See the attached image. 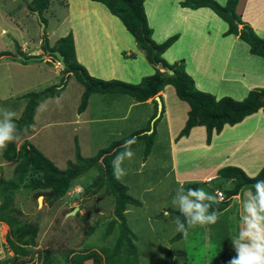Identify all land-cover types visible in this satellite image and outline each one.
Listing matches in <instances>:
<instances>
[{
  "label": "crops",
  "instance_id": "crops-1",
  "mask_svg": "<svg viewBox=\"0 0 264 264\" xmlns=\"http://www.w3.org/2000/svg\"><path fill=\"white\" fill-rule=\"evenodd\" d=\"M180 1L182 0L143 1L146 22L151 28V39L160 43L167 37L176 35L175 40L161 53V57L167 63L182 60L184 70L192 78L194 86L215 98L229 96L240 100L252 88L264 89L263 59L249 53L248 45L236 35H224L226 23L210 8L182 7L179 5ZM215 1L220 5L225 2ZM29 2L30 0L28 4ZM50 2L51 0L47 7ZM56 3L63 7L64 13L61 18H56L51 31L57 29L59 32L53 35L54 41L50 44L53 45L57 38L70 32L74 57L90 76L137 83L141 77L153 73L154 66L145 58L143 51L136 47L131 34L103 4L91 0H57ZM3 9L0 10V15L8 23L13 17L8 16L7 10ZM235 12L241 22L248 25L257 36L264 37V0H237ZM2 31L3 34L6 33V28L0 27V33ZM37 40L36 43L40 44ZM67 98L68 92L64 86L57 96L40 101L34 108L32 123L27 128H22L15 146L27 141L36 147L35 134L42 130L45 132L43 143H61L62 126L65 125L63 122H68L62 116L63 104ZM152 100L156 104L153 117ZM161 107V116L153 123ZM76 108L68 139L76 142L81 149L85 147L89 151V147H92L90 151H93L89 154L91 152H82L80 149L81 156L93 155L97 149L105 147L112 140L120 139L124 129H127L126 134L132 130H150L153 127L154 138L150 150L144 159L141 158L139 168L134 171L145 177L158 178L155 171L161 169L163 174L160 177L169 176L172 186L176 188L185 182L195 181L198 183L197 188L217 186L213 191L222 193L231 188L233 182L218 176L217 169L233 166L253 177L264 163V113L261 109L232 125L223 124L217 134L211 135L210 143L206 144L202 125L192 126L186 136L175 139L184 124L188 105L175 96L170 84L164 85L156 95L143 102H136L127 94L91 93L85 108L79 113ZM161 141L166 150L154 154L152 149L158 148ZM161 155L166 156V160L160 159ZM147 157L155 161L150 163L146 160ZM47 158L57 165L52 156ZM62 163L59 162L57 167L62 168ZM126 168L130 170L129 164ZM248 190L249 188L242 187L228 199L227 206L218 211L219 218L222 217L227 226L233 229L235 227L232 238L238 233L241 200L243 193ZM0 224L6 226L2 222ZM211 225L213 224L200 228L206 233ZM223 246L233 248L232 240H225L219 247Z\"/></svg>",
  "mask_w": 264,
  "mask_h": 264
},
{
  "label": "trees",
  "instance_id": "trees-1",
  "mask_svg": "<svg viewBox=\"0 0 264 264\" xmlns=\"http://www.w3.org/2000/svg\"><path fill=\"white\" fill-rule=\"evenodd\" d=\"M103 4L108 12L117 17L125 29L131 34L135 45L142 50L145 58L154 66L153 73L141 77L137 83H126L114 79L103 80L90 76L85 68L79 64L74 57L73 41L70 32L57 38L54 45L49 46L44 31L40 34L39 48L43 53L51 54L52 51L59 52L64 62L61 68L60 80L56 84L48 85L39 90H32L23 93L20 97L24 99V105L15 120L17 125V135L21 134L22 128H27L32 123V115L36 105L47 97L57 96L63 89L64 81L70 74L82 85V91L77 105V113L81 112L91 93H119L127 94L136 102H143L156 95L164 85L170 84L175 96L185 101L188 105L186 118L183 126L178 131L175 139L186 136L192 126L202 125L205 129V143H210L211 135L217 134L223 124L232 125L240 121L244 116L256 112L258 109L264 113V89L252 88L246 95L235 100L229 96L215 98L212 94L198 90L192 78L185 72L182 60L167 63L161 53L175 40L176 35L167 37L160 43L154 42L151 35V28L147 25L143 10L144 0H91ZM237 0H225L223 5L215 0H182L179 5L195 9L198 7L210 8L220 19L226 23L224 35L233 34L248 45V52L260 56L264 61V37L257 36L252 29L241 22L240 17L235 12ZM49 0H31L27 4L29 12H36L38 22L46 27V20L42 16ZM238 24H241L238 27ZM153 56L151 57V53ZM0 56L13 60L12 54L7 50L0 51ZM35 56H27V59H34ZM20 62L25 63L24 60ZM166 70H172V74H167ZM153 101V100H152ZM155 115V102L153 101ZM158 120L162 113L160 108ZM144 131H150L144 133ZM154 138V128L138 129L130 134L111 141L106 147L98 149L90 157L81 156L78 148L74 146L73 160H67L64 168H58L40 150L27 141H22L18 147L15 142L8 144L7 150L0 153V159L5 162H14L11 170V177L3 179L0 177V222L6 224L8 231L16 233L15 240L7 234L5 241L14 255H25L26 246L34 245V238L37 231L35 223H23L15 225V215L18 210L12 206L14 190L22 187L37 190L39 195L45 196L47 203L51 204L55 199L63 196L68 190L71 182L90 168H96L94 178L81 188L80 194L91 196L103 186L105 192L113 197L112 214L114 216L108 223L106 232L109 233L110 227L116 225V236L112 246H100L97 249H83L80 251H64L68 257L65 264H139L137 249L133 243L134 235L128 228L124 209L127 204L139 206L138 199L132 197L127 192V187L116 180L113 176L111 160L119 153L124 151L123 145L126 141H144L143 158L148 154ZM132 143L131 146L134 144ZM217 175L222 178L231 179V188L223 190V199L213 209L223 210L228 199L238 193L242 187L252 189L255 183L251 177H247L239 168L226 166L217 169ZM258 173V175H257ZM254 176L256 179H264V163ZM198 183L188 181L183 183L185 189L197 188ZM212 209H210L211 211ZM171 215L167 216L174 221L179 215L174 209H167ZM183 219V217H181ZM182 235L175 232L168 240L169 242L178 240ZM44 259L42 264H49L48 252L43 251ZM89 260V262H87ZM1 264V263H0ZM11 264H23L11 263ZM154 264H177L169 250L163 257ZM189 264V263H183ZM202 264H227L224 251H219L207 262Z\"/></svg>",
  "mask_w": 264,
  "mask_h": 264
},
{
  "label": "rangeland",
  "instance_id": "rangeland-1",
  "mask_svg": "<svg viewBox=\"0 0 264 264\" xmlns=\"http://www.w3.org/2000/svg\"><path fill=\"white\" fill-rule=\"evenodd\" d=\"M28 1L0 0V10L2 8L7 10L8 16L13 17L9 19L8 23L15 27L14 29L13 26H10L5 17L0 15V27L6 28V33L3 34V31L0 33V50L11 51L10 53L13 56V60L3 56L0 57V109L15 111L17 116L24 102V99L20 96L27 91L39 90L58 83L62 68L56 59L39 49L36 40L38 38L37 41H40L41 31L36 15L27 9ZM56 2L57 0H51L49 6L42 13L46 20V27L43 31L48 39V45L53 43V35L59 32L57 29L51 31L57 21L56 18H61L64 13L63 7ZM14 10L15 12H13ZM27 56H35V58L27 59ZM20 57L25 58V63L20 62ZM64 86L68 92V98L63 104L62 116L68 122H63L66 126H62V142L49 141L43 143L45 132L42 130L39 134H35L37 149L45 157L52 156L58 167L59 162L73 160L74 146H78L76 142L74 143L72 139L69 140L68 138L72 127L70 123L74 120L75 108L80 98L78 94L82 91V85L70 74L65 79ZM77 95L78 99L76 98ZM151 121H149V125ZM126 131L127 129L123 130L122 137L135 130L125 134ZM144 133L146 132L144 131ZM116 140L118 139L112 141ZM77 148L81 155L82 152H91L89 154L93 152L90 151L92 147H89V151H86L85 147L83 149ZM143 148L144 141L141 139L131 146L134 156L131 160L125 159L123 162L122 167H124L127 174L119 180L125 184L128 193L140 202L139 206L127 204L124 209L127 226L134 235L133 243L137 249L139 264H154L163 257L167 250L171 252L172 258L177 264H202L219 252L220 248L221 251H224L227 264H229L230 260L236 255L233 254V248L219 246L221 243L224 244L225 240L227 242L231 240L235 227L233 229L227 226L222 217L211 225L206 233L204 230L202 232L200 226H196L189 229L186 237L182 236L178 240L169 242L168 239L176 232L175 224L164 215V212L167 209H174L172 200L177 188L172 186V182L168 179L169 176L166 178L160 177L163 174L161 169L155 171L158 173V178L154 176L145 177L134 171L139 168L141 158L146 157L143 158ZM163 150H166V148L163 146L162 141L158 144V148L154 147L152 149L154 154ZM90 156L92 155L84 157ZM164 157L166 156L161 155L160 159L166 160ZM146 160L150 163L155 161L149 157ZM128 164L130 170L126 168ZM12 165H14V162L12 164V162L0 160L1 178L8 179L11 177ZM65 165L66 162L62 163L63 167L60 166L64 168ZM156 166L158 167V165ZM96 172V168H90L76 177L66 193L55 199L51 204L47 203L45 196L39 195L37 190L22 187L14 190L11 204L18 210L15 215V225L35 223L37 231L34 245L25 247L27 254L14 255L6 244L5 236L7 234L15 240L16 233L12 234L8 231V227L5 226V229L4 225L0 224V232L1 225L3 229L0 234V263L42 264L43 251H47L48 254L45 257H48L49 264H65L68 261L66 260L68 255L64 252L66 250L80 251L83 249H97L100 246H112L117 234L116 225L113 224L110 227L109 233L106 232V229L109 221L114 218L112 214L113 197L105 192L103 186L91 196L80 194L81 188L94 178ZM77 187H79V190H76ZM213 188L218 187L213 186ZM213 188L206 185L203 189L212 193ZM216 191H213V193L215 194ZM38 196H40V199L37 201ZM231 226H233V223H231Z\"/></svg>",
  "mask_w": 264,
  "mask_h": 264
},
{
  "label": "clouds",
  "instance_id": "clouds-1",
  "mask_svg": "<svg viewBox=\"0 0 264 264\" xmlns=\"http://www.w3.org/2000/svg\"><path fill=\"white\" fill-rule=\"evenodd\" d=\"M16 119L18 116L15 111L0 109V153L7 150L8 144L18 139ZM132 143L134 140L126 141L124 151L119 152L112 161L116 180L127 174L122 164L125 159L131 160L134 156ZM251 179L255 181L252 185L254 191L243 193L238 233L231 238L236 255L229 264H264V179H256L255 176ZM219 203V194L206 192L203 188L185 189L181 184L172 200L174 210L179 213L173 221L175 231L186 237L189 229L215 224L219 219V212L213 206ZM164 215L169 216L171 213L165 211Z\"/></svg>",
  "mask_w": 264,
  "mask_h": 264
},
{
  "label": "water",
  "instance_id": "water-1",
  "mask_svg": "<svg viewBox=\"0 0 264 264\" xmlns=\"http://www.w3.org/2000/svg\"><path fill=\"white\" fill-rule=\"evenodd\" d=\"M33 13L36 15V12L35 11ZM38 23H39L40 31H42L43 30V27H44V24L42 22H38ZM51 54L55 57V59L57 60L58 64L61 67H63L64 62L62 60V55H60L59 52H57V51H52ZM152 56H153V52L151 53V57ZM39 58H41V56H39ZM20 59L21 60H24L25 58L20 57ZM166 72H167V74H172V70H166ZM158 103H159V101H158ZM39 199H40V196L37 197V201Z\"/></svg>",
  "mask_w": 264,
  "mask_h": 264
},
{
  "label": "built area",
  "instance_id": "built-area-1",
  "mask_svg": "<svg viewBox=\"0 0 264 264\" xmlns=\"http://www.w3.org/2000/svg\"><path fill=\"white\" fill-rule=\"evenodd\" d=\"M215 194H219L220 199H223V194L220 191H216ZM1 234V232H0ZM0 242H1V235H0Z\"/></svg>",
  "mask_w": 264,
  "mask_h": 264
},
{
  "label": "bare ground",
  "instance_id": "bare-ground-1",
  "mask_svg": "<svg viewBox=\"0 0 264 264\" xmlns=\"http://www.w3.org/2000/svg\"><path fill=\"white\" fill-rule=\"evenodd\" d=\"M5 228V226H3ZM6 229V228H5Z\"/></svg>",
  "mask_w": 264,
  "mask_h": 264
}]
</instances>
